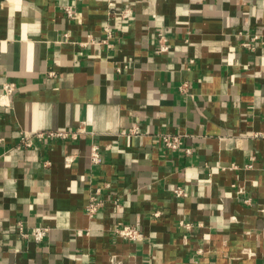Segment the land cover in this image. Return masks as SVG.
Segmentation results:
<instances>
[{"label": "crops", "instance_id": "1", "mask_svg": "<svg viewBox=\"0 0 264 264\" xmlns=\"http://www.w3.org/2000/svg\"><path fill=\"white\" fill-rule=\"evenodd\" d=\"M124 7L129 20L118 15ZM105 25L109 46L97 42ZM157 30L165 53L155 52ZM3 82L16 86L8 96ZM133 121L140 134L119 133ZM81 122L87 132L76 140L18 146L21 132ZM162 132L184 133L191 153L163 146ZM256 132H264V0H0V264H108L111 255L123 264H264ZM92 141L102 150L97 165ZM96 187L104 204L89 218ZM18 220L48 226L47 236L22 238ZM118 222L145 238H119Z\"/></svg>", "mask_w": 264, "mask_h": 264}, {"label": "built area", "instance_id": "2", "mask_svg": "<svg viewBox=\"0 0 264 264\" xmlns=\"http://www.w3.org/2000/svg\"><path fill=\"white\" fill-rule=\"evenodd\" d=\"M63 10L65 14L73 18L74 17V9L71 5H65L63 6ZM132 14V10L130 7H124L119 12V17L129 20ZM103 31L105 33L104 37L97 40L99 43L107 44L108 46L110 43L108 42L109 38L112 36V30L110 29L109 25H105L103 27ZM258 38L257 35H253L250 39V41H245L242 44L246 47L252 48V41L256 40ZM89 42H95L92 37L88 40ZM87 41V42H88ZM156 53H165L169 50V42L167 36L161 31H156ZM193 60H189V63ZM121 68L117 67V70L119 71ZM15 84L13 82H3L2 83V96H8L15 90ZM186 89V83H183L180 85V90L184 91ZM87 130L84 127V122H81L78 127L76 128H58V129H51V130H39L36 132H21L19 136V143L18 146H31L35 139L38 140H54V139H60V140H76L80 135L86 133ZM122 135H136L140 134V128L137 121H133L132 124L127 127L123 128L119 131ZM184 133L180 132H162L158 133V139L160 143L165 146L166 148H169L171 150H178L180 148H183L186 154H190L192 149L189 147H183L182 146V140L184 137ZM255 136H262L264 137V132H256L254 133ZM89 159L90 163L93 165H97L102 160V150L100 146L92 141L89 146ZM74 160V156L72 154H67L64 156V165L70 166ZM45 163H48L47 161ZM246 166H249V164H246ZM174 193L178 196L184 195L185 190L181 187H176L173 189ZM102 189L101 187H96L92 192L89 193V197L87 200V203L84 206V212L89 218H93L97 215L98 211L104 204V199L101 196ZM117 204V202H116ZM159 213L158 211L154 212V216H157ZM180 224L186 226V228H189L190 223L180 221ZM17 228L18 233L22 238H31L35 242H42L44 238L47 236L49 227L46 225H37L33 226L32 228H27L24 223L21 220L17 221ZM115 235H117L119 238H122L124 240L128 241H140L145 238L144 231L137 226L134 223H122L118 222L113 225L112 228ZM87 232V230H86ZM78 234H81V230H78ZM108 264H123L122 261L116 256L111 255L109 258Z\"/></svg>", "mask_w": 264, "mask_h": 264}]
</instances>
